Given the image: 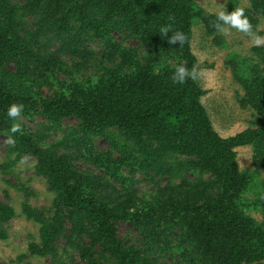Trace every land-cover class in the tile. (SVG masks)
I'll list each match as a JSON object with an SVG mask.
<instances>
[{
    "label": "trees",
    "instance_id": "1",
    "mask_svg": "<svg viewBox=\"0 0 264 264\" xmlns=\"http://www.w3.org/2000/svg\"><path fill=\"white\" fill-rule=\"evenodd\" d=\"M249 1L245 17L255 24L253 14L264 16V0ZM199 19L209 32L218 31L217 15L206 16L195 0H0V135L12 140L10 159L0 169L11 172L37 159L36 175L55 196L52 218L51 210L23 205L26 218L40 226L41 244L29 248L33 256L72 264L78 254L86 264H105L93 252L100 245L116 264H159L165 254L178 257L174 264H264V179L254 187L253 174L239 170L235 152L252 146L254 171L264 172V74L256 65L243 80L242 105L255 111L257 129L220 137L196 80L191 45ZM177 32L185 40L169 44ZM130 40L144 48L141 58L125 47ZM92 42L102 45L101 61ZM180 66L195 69V78L174 84ZM47 88L53 93L44 95ZM13 103L23 106L20 117L45 118L44 131L30 133L20 117H8ZM68 118L79 125L64 127ZM14 123L19 132L10 131ZM54 133L61 139L49 145ZM96 137L106 139L118 157L96 153ZM78 161L104 176L78 168ZM138 172L161 188L151 200L139 196ZM250 191L255 196L246 200ZM16 216L13 206L0 201V241L8 239ZM118 222L133 225L141 244L124 246ZM60 238L66 242L63 256Z\"/></svg>",
    "mask_w": 264,
    "mask_h": 264
},
{
    "label": "rangeland",
    "instance_id": "2",
    "mask_svg": "<svg viewBox=\"0 0 264 264\" xmlns=\"http://www.w3.org/2000/svg\"><path fill=\"white\" fill-rule=\"evenodd\" d=\"M198 8L206 16L217 15L220 11H225L226 14L232 13L236 9L251 10V3L249 0H195ZM245 16V13H244ZM257 20L255 24H251L252 31L261 37H264V16L253 14ZM228 27V26H225ZM117 40H120L119 35H114ZM125 47L136 50V54L143 56L145 54L144 48L136 40L124 41ZM90 47L97 54L96 59H101L99 55L102 53V45L98 42H92ZM192 52L197 58L198 73L196 75L199 87L205 92L200 99L201 104L205 108L209 119L213 125L214 130L220 137L227 139L247 130L257 129L256 113L249 107L242 105V100L246 98V91L243 85V80L252 77V69L259 65V71L264 74V64L261 54L254 51L255 47H264V43L257 46L252 43V39L241 33L240 31L230 28L227 32H209L204 23L199 19L193 25V39ZM99 53V55H98ZM68 58H66V61ZM101 61V60H100ZM133 61V60H132ZM104 65H110L109 62L103 61ZM121 58L118 59L117 64H122ZM92 67L98 66V62H91ZM111 66V65H110ZM93 68V69H94ZM128 69V68H126ZM134 68H132L133 70ZM129 71V70H128ZM126 71V72H128ZM93 70L89 73H84V76L91 75ZM253 73V74H252ZM53 89H45L44 95H50ZM21 128L30 133H37V131H44L42 124L47 125L45 118L36 117L34 119H26L21 116L19 119ZM76 118H68L62 122L64 127L76 128L79 125ZM117 134V130H111ZM47 140L49 145L61 139L60 134H51ZM121 143H124L122 137L118 138ZM94 150L96 153H103L111 151L114 157L118 154L112 151V148L106 139L96 137L93 139ZM12 145V140L4 135H0V165L9 161V149ZM238 168L242 173H250L254 176V187L258 182L264 179V172L255 173L253 164L254 149L252 146H242L235 149ZM37 159H28L23 163H19L11 172H3L0 169V201L7 205L13 206L17 216L11 220L8 226V239L0 241V264H52L49 257L33 256L30 253V244L37 242L41 244L40 240V226L32 220L26 218L23 214V205L30 206L39 212H47L51 210L48 217L52 218L54 214V199L55 196L48 189V185L44 178L36 175L35 165ZM78 168L87 171H93L96 174L103 175L96 170L93 165L78 161L75 163ZM128 174V171H124ZM136 188L139 196H144L149 199L159 189L156 184L147 176L138 172L134 178ZM164 184H161L163 186ZM159 188V189H158ZM109 195L113 194L108 190ZM254 192L250 191L246 196V200H253ZM253 217L261 220L262 217L258 211L250 213ZM66 230H69V223L63 221ZM117 239L126 246H138L141 244L142 235L136 228L127 222H118L117 225ZM66 242L60 238L57 247L59 255H62L63 248ZM103 247L95 246L93 252L95 257L101 259L105 264H116V260L107 253H103ZM65 252V249H64ZM26 255L25 259H20V256ZM105 258V259H104ZM174 255H160L158 257L159 264H174L177 260ZM72 264H86L81 260L78 254L73 256Z\"/></svg>",
    "mask_w": 264,
    "mask_h": 264
},
{
    "label": "clouds",
    "instance_id": "3",
    "mask_svg": "<svg viewBox=\"0 0 264 264\" xmlns=\"http://www.w3.org/2000/svg\"><path fill=\"white\" fill-rule=\"evenodd\" d=\"M218 23L215 24V28L220 32H227L229 27L234 28L241 33L249 36L252 39V43L259 46L264 43V37L256 35L252 31V26L249 23L247 17L244 16L243 9H236L231 14H226L225 11H220L217 16ZM222 22V23H220ZM228 26V27H225ZM162 33L166 35L169 31L168 27H164L161 29ZM185 40L183 34L177 32L175 35L170 37L169 44H174L176 42L182 43ZM196 71L193 69L192 71H188L185 67H177L175 73L173 74L172 80L173 83L183 84L185 82L186 77L195 78ZM22 105L19 104H11L6 112V115L12 119H17L21 115ZM10 131L12 133H16L20 131V125L18 123H14L11 126Z\"/></svg>",
    "mask_w": 264,
    "mask_h": 264
}]
</instances>
